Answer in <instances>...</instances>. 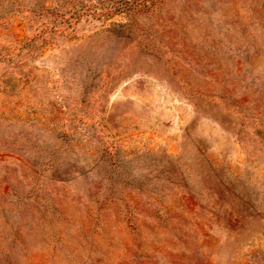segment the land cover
Here are the masks:
<instances>
[{"label":"rangeland","instance_id":"obj_1","mask_svg":"<svg viewBox=\"0 0 264 264\" xmlns=\"http://www.w3.org/2000/svg\"><path fill=\"white\" fill-rule=\"evenodd\" d=\"M0 264H264V0H0Z\"/></svg>","mask_w":264,"mask_h":264}]
</instances>
